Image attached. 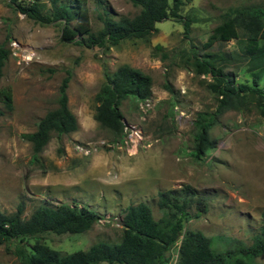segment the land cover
Returning <instances> with one entry per match:
<instances>
[{
  "label": "rangeland",
  "instance_id": "374dc122",
  "mask_svg": "<svg viewBox=\"0 0 264 264\" xmlns=\"http://www.w3.org/2000/svg\"><path fill=\"white\" fill-rule=\"evenodd\" d=\"M40 2L48 7V0ZM249 6L264 7V0H183L180 20L155 22L156 30L145 38L85 47L62 42L59 23H36L0 0V46L8 51L0 87L8 86L12 96L11 110L0 101V212H13L20 204L26 218L38 205L60 203L93 210L98 219L83 232L41 234L47 246L68 253L98 240L119 241L128 205L143 202L158 219L157 193L188 185L203 199L205 210L197 211L192 201L183 231H200L217 251L249 245L264 209V120L255 100L244 96L241 104L214 116L208 129L212 146L195 157L193 122L198 114L216 113L217 98L208 87L209 74H197L189 64L193 53L226 51L231 59L225 71L235 75L234 83L249 82L238 60L243 43L229 39L202 46L214 26ZM86 7L93 32L101 27L97 15L102 10L111 19L138 11L128 0H87ZM182 19L189 23L186 31ZM121 64L149 75L151 86L144 100L120 101L124 126L122 135L114 137L94 119V94L103 71ZM65 75L76 128L52 133L33 160L31 144L21 135L32 132L36 121L57 105ZM176 255L173 246L166 264H173ZM254 263L264 264V253ZM0 264H16L10 243L0 244Z\"/></svg>",
  "mask_w": 264,
  "mask_h": 264
},
{
  "label": "trees",
  "instance_id": "16d2710c",
  "mask_svg": "<svg viewBox=\"0 0 264 264\" xmlns=\"http://www.w3.org/2000/svg\"><path fill=\"white\" fill-rule=\"evenodd\" d=\"M16 12L39 24H60L59 38L62 42H73L85 47L113 46L130 38H145L156 28L154 23L163 19H179L183 0H128L138 7L132 17L120 16L111 19L102 10L97 17L101 27L93 32L88 22L87 0H48L46 7L40 0H6ZM183 30L188 21L182 19ZM241 38H243L241 40ZM237 39L240 45L244 69L249 73V82L234 83L235 75L225 71L224 65L231 59L226 51L193 53L190 65L197 74H209V89L216 95V110L212 116L198 114L193 122L195 133L192 154L199 158L212 146L208 129L214 116L226 109L241 104L244 96L255 100V107L264 120V7L249 6L235 9L213 27L202 45L208 48L213 42ZM0 46V68L7 56ZM237 59V58H236ZM103 81L94 94L96 105L94 119L98 124L120 137L123 132L120 101L126 97L144 100L150 96L149 75L127 64L114 71H103ZM68 76L60 80L57 90V105L47 110L35 123L32 132L22 134L31 144L33 160L37 159L50 135H61L75 130L74 115L67 106L65 89ZM262 81V85L259 82ZM3 109L11 110L12 96L8 86L0 87ZM2 109H0V114ZM195 201L197 211H204L203 199L188 185L182 189L162 190L157 193V205L162 215L152 217L147 204L139 202L125 207L119 241L110 243L98 240L85 249L60 253L41 240V234L52 232L80 233L98 219L90 209L60 203L54 206L38 205L28 217L21 216L18 204L13 212H0V244H11L16 264H166L167 254L176 246L177 255L173 264H255L254 258L264 253V209L261 211L258 231L247 246L217 251L211 240L198 230L183 231L186 207Z\"/></svg>",
  "mask_w": 264,
  "mask_h": 264
},
{
  "label": "built area",
  "instance_id": "2783aa9c",
  "mask_svg": "<svg viewBox=\"0 0 264 264\" xmlns=\"http://www.w3.org/2000/svg\"><path fill=\"white\" fill-rule=\"evenodd\" d=\"M131 131L134 134V136L137 134L136 129L134 127H132V130Z\"/></svg>",
  "mask_w": 264,
  "mask_h": 264
}]
</instances>
